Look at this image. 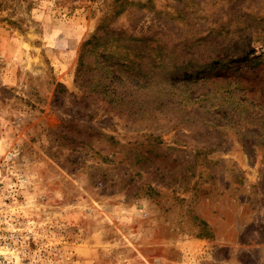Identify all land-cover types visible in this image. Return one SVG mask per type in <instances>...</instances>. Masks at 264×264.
Here are the masks:
<instances>
[{"label":"rangeland","instance_id":"374dc122","mask_svg":"<svg viewBox=\"0 0 264 264\" xmlns=\"http://www.w3.org/2000/svg\"><path fill=\"white\" fill-rule=\"evenodd\" d=\"M0 264H264V0H0Z\"/></svg>","mask_w":264,"mask_h":264},{"label":"built area","instance_id":"2783aa9c","mask_svg":"<svg viewBox=\"0 0 264 264\" xmlns=\"http://www.w3.org/2000/svg\"><path fill=\"white\" fill-rule=\"evenodd\" d=\"M18 190L9 189L5 177L0 171V247H6L7 238V204L11 197L18 198Z\"/></svg>","mask_w":264,"mask_h":264}]
</instances>
